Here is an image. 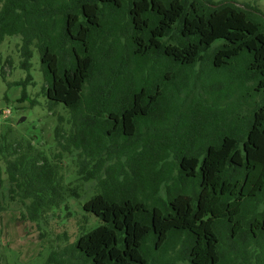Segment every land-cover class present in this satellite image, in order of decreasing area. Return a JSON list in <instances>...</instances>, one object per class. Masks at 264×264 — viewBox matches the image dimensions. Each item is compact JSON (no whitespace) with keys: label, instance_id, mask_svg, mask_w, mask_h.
Masks as SVG:
<instances>
[{"label":"trees","instance_id":"obj_1","mask_svg":"<svg viewBox=\"0 0 264 264\" xmlns=\"http://www.w3.org/2000/svg\"><path fill=\"white\" fill-rule=\"evenodd\" d=\"M7 38L20 42V69L28 72L38 56L48 111L61 105L69 115L66 129L57 118L54 137L65 138L64 150L79 151L80 167L65 176L60 152L50 159L37 139L5 128L0 174L10 200L29 202L33 221L46 210L67 208L79 196L80 180L97 181L82 209L99 224L72 244L77 258L161 264L151 263L146 249L159 251L169 239L187 236L189 264H225L221 238L244 234L249 241L264 233V208L258 210L264 198V10L255 0H0V44ZM152 58L165 66L163 74H152ZM207 60L220 72L242 63L222 100H233L244 114L237 108L233 121H222L223 131L215 122L200 130L197 123L214 121V109L203 106V87L187 82ZM5 66L8 59L0 63V79ZM189 100L197 108L191 144L182 133L149 134L153 119L169 124L166 115L177 113L182 121H171L172 131L186 128L181 110ZM170 162L175 177L165 168Z\"/></svg>","mask_w":264,"mask_h":264},{"label":"rangeland","instance_id":"obj_2","mask_svg":"<svg viewBox=\"0 0 264 264\" xmlns=\"http://www.w3.org/2000/svg\"><path fill=\"white\" fill-rule=\"evenodd\" d=\"M255 3L264 10V0H255ZM119 21L123 22L122 18ZM19 44L18 39L10 38L0 44V63H4L5 59L10 61V66L4 67L6 72L4 79H0V129L10 128L18 137H34L38 140L37 147L50 159L54 154L60 152L61 160L58 159L61 161L60 172L67 176L68 173L75 172L80 167L79 151L71 145L68 151L64 150L65 138H55L53 130L58 117L64 120L62 126L66 129L68 127L66 120L69 115L61 105L55 106L50 112L48 111L42 92L44 81L40 71L39 58L34 55L28 72L20 69ZM151 61L149 66L150 69H154L152 74H163L166 68L163 64L158 63L160 59H156L157 63L155 58H152ZM206 63L208 60L203 63L194 77L187 78L191 89L194 88V85L200 89L203 87L204 97L201 98L204 99L203 106L208 107L209 110L214 109L213 112H210V115L214 114V117H211L214 121L210 120V124L202 125L201 122L197 124L202 131L203 129H213L212 125L215 122L217 129L223 131L225 128L222 121H233V115L240 106L238 104L235 106L233 100L231 102L222 100V95L230 92L232 77L241 70L242 63H238L234 69L222 72L210 70ZM27 74L31 79L25 81ZM213 80L215 86L212 85ZM207 84L210 86H204ZM217 86L219 88L215 89ZM22 91H24V96ZM31 100H35L36 104L31 105ZM252 102L251 98L249 103L246 102V107ZM166 107L169 109V103ZM239 110L237 113L244 114L243 108ZM181 111L183 112L182 119L185 120V126H183L186 128L176 127L172 131L171 121L175 125H179L182 121L176 118L179 114L177 113L169 115L170 117L166 115L169 124H163L161 121L153 119L149 123V134L171 133L173 137L178 138L182 133L181 139H184L185 144H191L193 138L190 136L195 131L191 126L197 108L196 105H193L192 100H189ZM21 118L22 120L19 121ZM246 121L247 119L244 118L243 122L237 123V126L244 128ZM183 129L186 135H183ZM165 168L172 171L174 177L177 176V170L172 167L171 162L167 163ZM102 172L101 170L100 173ZM0 179V202L5 208L0 211V264H88L75 256L72 244L80 236V232H83L87 227L90 229L99 224L97 217L82 209L83 204L98 190L95 179L80 180L79 187L76 189L79 196L70 198L67 208L46 210L39 215L36 221L31 220L28 216L26 207L29 202L21 203L18 199L10 200L9 183L4 174H0ZM258 203V210H262L264 198ZM83 216L88 217V223L82 219ZM64 231L66 232L64 233ZM245 236L252 235L249 233ZM189 249V238L182 236L169 239L159 251L146 249V252L151 263L161 261V264H189L187 261ZM219 249L222 251V261L225 264H239L242 260L245 264L248 262L249 264H264V233L256 232V235L249 241L244 238V234L234 240L221 238Z\"/></svg>","mask_w":264,"mask_h":264},{"label":"water","instance_id":"obj_3","mask_svg":"<svg viewBox=\"0 0 264 264\" xmlns=\"http://www.w3.org/2000/svg\"><path fill=\"white\" fill-rule=\"evenodd\" d=\"M21 120H22V118H21L19 121H21ZM19 121H18V122H19Z\"/></svg>","mask_w":264,"mask_h":264}]
</instances>
